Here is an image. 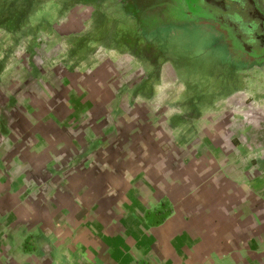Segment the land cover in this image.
<instances>
[{"label": "crops", "instance_id": "crops-1", "mask_svg": "<svg viewBox=\"0 0 264 264\" xmlns=\"http://www.w3.org/2000/svg\"><path fill=\"white\" fill-rule=\"evenodd\" d=\"M260 47L235 52L249 86L185 125L168 122L175 110L169 132L135 137L80 114L19 113L12 129L2 116L0 264H264ZM64 121L76 124L36 129Z\"/></svg>", "mask_w": 264, "mask_h": 264}, {"label": "rangeland", "instance_id": "rangeland-1", "mask_svg": "<svg viewBox=\"0 0 264 264\" xmlns=\"http://www.w3.org/2000/svg\"><path fill=\"white\" fill-rule=\"evenodd\" d=\"M199 3L0 0V118L15 129L25 125L16 120L19 113L32 119L80 114L81 124L95 116L104 128L112 122L118 133L136 137L169 132L165 118L176 110L168 122L177 118L185 125L206 105L249 84L235 52L263 40L256 27L264 17L249 16L253 31L229 36L224 21H212ZM75 124L36 129L60 133ZM134 158L140 162L142 155Z\"/></svg>", "mask_w": 264, "mask_h": 264}, {"label": "flooded vegetation", "instance_id": "flooded-vegetation-1", "mask_svg": "<svg viewBox=\"0 0 264 264\" xmlns=\"http://www.w3.org/2000/svg\"><path fill=\"white\" fill-rule=\"evenodd\" d=\"M200 5H203V9L211 11V14L213 19L212 21L215 22V20L224 21V25L227 29V34L231 36L233 31L239 30L243 33V37L247 33V31H253L252 25H250L248 22L249 16H255L258 17V19L261 21L264 18V14L258 10L256 1L255 0H198ZM207 10V11H208ZM263 18V19H262ZM207 22H210V19L206 20ZM216 24V23H215ZM240 28H242L240 30ZM256 28L259 29V34L263 37V40L258 41L254 39L253 41L249 42V45L243 44V57H255V47L257 44L262 45L264 41V21L260 23V26H257ZM232 42H236L233 38H231ZM257 43V44H256ZM238 50V48H237ZM238 52H242L239 51Z\"/></svg>", "mask_w": 264, "mask_h": 264}, {"label": "trees", "instance_id": "trees-1", "mask_svg": "<svg viewBox=\"0 0 264 264\" xmlns=\"http://www.w3.org/2000/svg\"><path fill=\"white\" fill-rule=\"evenodd\" d=\"M88 41V40H87ZM87 43H89V41L87 42ZM86 44V43H85ZM1 69H2V66L0 65V72H1Z\"/></svg>", "mask_w": 264, "mask_h": 264}]
</instances>
